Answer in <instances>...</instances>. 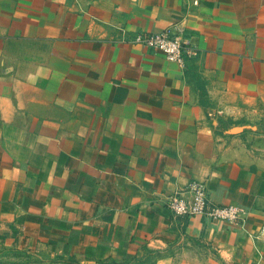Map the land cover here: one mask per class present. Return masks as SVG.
I'll return each instance as SVG.
<instances>
[{
	"label": "crops",
	"instance_id": "crops-1",
	"mask_svg": "<svg viewBox=\"0 0 264 264\" xmlns=\"http://www.w3.org/2000/svg\"><path fill=\"white\" fill-rule=\"evenodd\" d=\"M167 28L185 66L115 42ZM192 179L246 225L174 214ZM31 247L264 264V0H0V252Z\"/></svg>",
	"mask_w": 264,
	"mask_h": 264
},
{
	"label": "built area",
	"instance_id": "built-area-1",
	"mask_svg": "<svg viewBox=\"0 0 264 264\" xmlns=\"http://www.w3.org/2000/svg\"><path fill=\"white\" fill-rule=\"evenodd\" d=\"M115 42L137 44L164 52L170 60L181 66L186 64V56L193 51L187 47L179 35L173 34L170 28L161 32L137 30L133 33L119 32ZM167 206L176 215L199 216L210 221H222L234 225L245 226L248 210L237 203L220 204L209 199L207 186L199 179L190 180L186 186L166 198ZM263 233V229L260 234Z\"/></svg>",
	"mask_w": 264,
	"mask_h": 264
},
{
	"label": "rangeland",
	"instance_id": "rangeland-1",
	"mask_svg": "<svg viewBox=\"0 0 264 264\" xmlns=\"http://www.w3.org/2000/svg\"><path fill=\"white\" fill-rule=\"evenodd\" d=\"M0 264H78L58 252H50L40 247L22 248L13 252H0Z\"/></svg>",
	"mask_w": 264,
	"mask_h": 264
}]
</instances>
